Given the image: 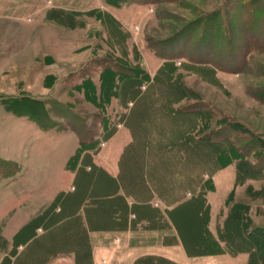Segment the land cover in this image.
Masks as SVG:
<instances>
[{
	"label": "rangeland",
	"instance_id": "obj_1",
	"mask_svg": "<svg viewBox=\"0 0 264 264\" xmlns=\"http://www.w3.org/2000/svg\"><path fill=\"white\" fill-rule=\"evenodd\" d=\"M263 36L264 0H0V264L21 253L16 243L30 233H52L62 207L96 205L101 221L118 204L104 197L121 176L128 190L141 188L145 154L162 164L163 184L179 190L183 164L209 169L235 148L243 159L203 174L208 227L217 235L232 216L256 253L190 264H264ZM127 69L144 78L140 88ZM181 93L175 106L194 115L183 108L165 117V102ZM213 132L214 146L167 147ZM199 210L184 232L190 248L201 242ZM58 238L70 246V236ZM174 257L189 264L178 248Z\"/></svg>",
	"mask_w": 264,
	"mask_h": 264
},
{
	"label": "crops",
	"instance_id": "obj_2",
	"mask_svg": "<svg viewBox=\"0 0 264 264\" xmlns=\"http://www.w3.org/2000/svg\"><path fill=\"white\" fill-rule=\"evenodd\" d=\"M173 197V192L168 190L126 191L120 183L117 191H109L104 197L110 202L119 201L109 208L101 221L96 205H92L78 209L81 218L77 221L73 212L71 216H66L68 212L63 214L65 217L55 223L52 233L49 228L42 231L43 224H40L41 233L33 236L30 233L16 243L22 251L12 255L9 264H16L17 258L24 264L36 261L38 264H62L65 261L70 264H174L176 248L189 264L192 259L221 256V251L191 252V239L184 233L186 229L191 231L190 210L176 207ZM27 225L24 223L21 229ZM62 235L70 236V246L63 247L59 243L58 237L62 240ZM98 252L104 256L101 260L96 256Z\"/></svg>",
	"mask_w": 264,
	"mask_h": 264
},
{
	"label": "trees",
	"instance_id": "obj_3",
	"mask_svg": "<svg viewBox=\"0 0 264 264\" xmlns=\"http://www.w3.org/2000/svg\"><path fill=\"white\" fill-rule=\"evenodd\" d=\"M165 42L167 43L168 41H165ZM165 42H163L162 44L165 45L166 44ZM162 46L161 47L159 46L160 50L161 49L164 50L165 48H167V46H165V47H162ZM200 57L203 58L202 55H200ZM112 70H115V69L113 68ZM126 72H127V74H129V77L134 80V83L137 82L135 85H137L138 88H140L144 84L143 83L144 78L139 77L140 75H139L138 71L127 69ZM140 73L145 74V72H143V73L140 72ZM168 86L170 87L171 90H174L175 94H179L178 93V86H176L175 84H172V83L171 84L169 83ZM185 95H186L185 93H183V94L181 93L178 98H176L177 97V95H176V97H174V100L171 99L172 101H167V103L165 102V105L163 106V107H165V109H161V110H164L162 112V114L165 117H169V118L173 119L174 117L178 116V114L184 112V110H182L184 108L187 113H190L189 115L193 116L195 112L192 109L189 108L190 110H188V108H185V107H182V109H181L180 106H178V107L175 106V104L177 103L179 98L184 97ZM162 102L164 103V101H162ZM136 108H137V106H136ZM136 108L134 107V109H132V112L130 113V116L132 118L135 117V115H136V112H137ZM217 136H219L217 134V132L216 133L215 132L208 133V134L207 133H198V134H194L193 136H185L184 138L181 139L180 142L173 143L172 145H168L167 147L170 148L169 151H173L175 148L174 147L175 145H177L179 147L180 144L182 146V144L183 143L186 144L187 141L190 142L189 144L196 145L198 147L202 143H204V144L209 143L210 145L214 146L216 144V142L214 140H216L215 137H217ZM214 142H215V144H212ZM218 143L220 144V142H217V144ZM226 143H228V145L231 147L233 145L231 140H227ZM134 145H137V144H134ZM142 145H143L142 147H144L142 149L144 151H146L149 149V147L152 145V143L148 142V143L142 144ZM192 147H194V146H191V148ZM228 150L224 149L222 151L224 153L230 152L229 153L230 154L229 159L226 161H223L221 156H220V155H222V153L219 152L218 153L219 156H217V158H219V159L214 158V162H216V163L214 165L210 164L209 169H207L208 167H206V163L202 165V163L199 162V165H198L199 171L198 172L196 171L194 173L192 170L187 169L189 167L186 164H183L184 165V168L182 169L183 172L180 170V175H179L180 178H178V181H177V183L180 182L178 186H181V187H179L180 188L179 190L176 188V186L169 187V184H166V185L163 184V181H162V178L160 175L161 172L159 170L160 167L162 166L161 163H159V162L156 163L154 161H151L150 159L146 158V154H145V156L143 155L141 161L139 162L140 168L142 170V171L140 170V172H141V174H140L141 188L140 189L136 188L135 190H141V191H145V192L146 191L161 192L163 190L164 191L168 190V191L173 192V194H174L173 201L176 204V207H179V208L180 207H186L190 211L193 209H195V210L200 209L199 215L197 214V212H196V214H197V218H198L197 219L198 220L197 227L201 226V234H199L201 242H198V243L195 242L196 246L194 248H190L192 253L202 254V253H213V252H219V251H221L223 253L224 252H228V253L249 252L250 254L256 253L257 247L252 245L250 243L251 241H249L248 238H246L244 236L242 237V235L240 237V233H237V231H239L240 229L237 228L234 225V223L232 222V220H234L235 218L232 219L231 215H230L231 218H228L227 220H225L223 225L218 228L217 235H214L212 233V231L210 230V228L208 227L209 206H208V203L206 200V191L210 188L209 187L207 188L204 186L203 182L205 180L203 179V174H205L206 171L211 172L213 169L215 170L219 167H223L224 165H227L230 162H232V160H234V159H240V158L243 159L244 158V157H242V155H244V154L241 155L240 153H237L236 151L234 153H232V151L236 150V148L235 149H228ZM183 162H186V160ZM241 162H242V160H241ZM191 163H195V161L191 160ZM191 163L188 165L192 166ZM249 163H251V162L246 160V165L248 168L251 167L252 169H256L255 166L253 165V162L250 165H249ZM183 165H181V166H183ZM201 166H205V167H203V169H202ZM152 175L155 177L154 179L152 178ZM119 181H120L121 185L123 186L124 190L127 191L128 189L126 186H128V185H127V183L124 182V180L122 179V176H121V180H119ZM119 181H115V182H117V184H119L118 183ZM201 182H202V184H201ZM198 186H200L199 190L197 188ZM135 190H132V191H135ZM114 191H117V188H115ZM128 191H130V190H128ZM187 192H191L192 195L190 197H187L186 196ZM78 209L79 208H77L75 211L72 210V211L68 212V214L66 216H71L70 213L73 212L72 214L75 215L74 220L77 221V219L81 218V216L78 215ZM55 214L60 217L59 221H58V222H60L65 217L63 215V214H65V210L63 211V207H62L60 209V211H58V212L55 211ZM38 217H40V215H38ZM34 218H36V217H34ZM34 218H31V220H29L27 222V224H28L27 226H29L35 220ZM40 224H43V223H40ZM190 246H192V244H190Z\"/></svg>",
	"mask_w": 264,
	"mask_h": 264
}]
</instances>
